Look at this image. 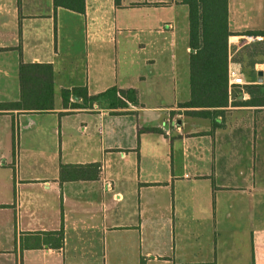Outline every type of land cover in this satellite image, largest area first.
<instances>
[{
    "label": "crops",
    "instance_id": "0c3cea01",
    "mask_svg": "<svg viewBox=\"0 0 264 264\" xmlns=\"http://www.w3.org/2000/svg\"><path fill=\"white\" fill-rule=\"evenodd\" d=\"M227 27L231 59L264 0H227ZM190 51L181 0H0V104L20 60L53 86L49 110L0 109V264H264V105L185 114ZM111 86L138 104H62Z\"/></svg>",
    "mask_w": 264,
    "mask_h": 264
},
{
    "label": "trees",
    "instance_id": "16d2710c",
    "mask_svg": "<svg viewBox=\"0 0 264 264\" xmlns=\"http://www.w3.org/2000/svg\"><path fill=\"white\" fill-rule=\"evenodd\" d=\"M54 10L64 7L76 12L84 11V0H52ZM118 1V0H116ZM188 8V45L190 98L179 106L189 108L185 114L209 116L231 106H263L264 79L260 83L245 85L249 97L241 98L238 92L229 100L226 70L228 62H244L241 72L251 81L258 55H264V29L249 31L248 35L262 36V41L244 45L229 59L227 38L231 32L227 27V0H181ZM247 58L242 57L244 50ZM248 48V49H247ZM250 49V50H249ZM20 100L0 104L3 108L49 110L53 108L52 67L49 63H19ZM77 101H69L71 96ZM62 104L70 108H88L100 101L102 107L118 110L129 104L137 105L134 88L111 86L104 91L89 95L84 87L61 90ZM213 264V263H210Z\"/></svg>",
    "mask_w": 264,
    "mask_h": 264
},
{
    "label": "built area",
    "instance_id": "2783aa9c",
    "mask_svg": "<svg viewBox=\"0 0 264 264\" xmlns=\"http://www.w3.org/2000/svg\"><path fill=\"white\" fill-rule=\"evenodd\" d=\"M247 38L249 39L250 42L254 40L262 39V37H258V36L257 37L247 36ZM226 79H227V91H228L229 97H230L232 87H235V86L242 87L247 84L253 83L251 81H246L243 77L242 72L240 71V68L236 67L235 64L231 62L230 60L228 62V66L226 70ZM247 96L248 95L246 92L241 93L242 99L246 98Z\"/></svg>",
    "mask_w": 264,
    "mask_h": 264
},
{
    "label": "rangeland",
    "instance_id": "374dc122",
    "mask_svg": "<svg viewBox=\"0 0 264 264\" xmlns=\"http://www.w3.org/2000/svg\"><path fill=\"white\" fill-rule=\"evenodd\" d=\"M252 43H254V42H256V40H254V41H251ZM251 42H249L248 44L250 45V44H252ZM248 49V48H247ZM250 50V49H249ZM247 55H248V51L246 50V48H245V50H244V52L242 53V57L244 58V59H248L247 58ZM232 57H236V58H238L239 56H236V52L235 53H233V55H232ZM259 59V58H258ZM260 59H263L264 60V58H260ZM234 64H235V66L236 67H238V68H241V65L244 63V62H233ZM245 75H243V77H244ZM253 77L254 79H256L255 78V73H254V70L252 71V74H250V77ZM251 77V79H253ZM244 79L246 80V78L244 77ZM242 93V92H246V93H248L247 92V89L245 88V86H242V87H238V86H235V87H232L231 88V93H230V97H229V100L231 101L232 99H233V95L234 94H236V93ZM249 95V94H248Z\"/></svg>",
    "mask_w": 264,
    "mask_h": 264
},
{
    "label": "water",
    "instance_id": "95a60500",
    "mask_svg": "<svg viewBox=\"0 0 264 264\" xmlns=\"http://www.w3.org/2000/svg\"><path fill=\"white\" fill-rule=\"evenodd\" d=\"M76 98V97H75ZM97 103L100 105L101 104V102L100 101H97Z\"/></svg>",
    "mask_w": 264,
    "mask_h": 264
}]
</instances>
